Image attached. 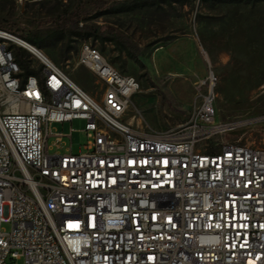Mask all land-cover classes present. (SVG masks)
I'll list each match as a JSON object with an SVG mask.
<instances>
[{"label":"built area","instance_id":"built-area-1","mask_svg":"<svg viewBox=\"0 0 264 264\" xmlns=\"http://www.w3.org/2000/svg\"><path fill=\"white\" fill-rule=\"evenodd\" d=\"M17 38L0 29V264H264V149L216 142L212 70L184 127L144 132L126 121L139 82L96 46L77 65L99 101L46 56L25 75ZM74 121L84 151L59 152L75 131L51 126Z\"/></svg>","mask_w":264,"mask_h":264},{"label":"rangeland","instance_id":"rangeland-1","mask_svg":"<svg viewBox=\"0 0 264 264\" xmlns=\"http://www.w3.org/2000/svg\"><path fill=\"white\" fill-rule=\"evenodd\" d=\"M0 29L27 43L42 41L45 47L29 44L99 101L102 85L77 65L81 46H96L120 73L139 82L126 121L144 132L184 127L202 101L198 82L212 70L216 122L228 127L216 142L264 149V0H0ZM112 31L132 42L133 54L109 41ZM18 48L39 66L27 49L12 46ZM85 124L51 126L65 136L75 131L59 152L70 146L74 155L84 151ZM2 229L10 232V224Z\"/></svg>","mask_w":264,"mask_h":264},{"label":"trees","instance_id":"trees-1","mask_svg":"<svg viewBox=\"0 0 264 264\" xmlns=\"http://www.w3.org/2000/svg\"><path fill=\"white\" fill-rule=\"evenodd\" d=\"M82 32H83L82 30H79V33H82ZM84 34L88 37L93 35V33H90V32H86ZM109 35L111 37L109 41H112L122 51H125L129 54H133V52L135 51L134 45L125 35L121 34L120 32H117V31H112L109 33ZM28 42L33 44V45H36V46L38 45L40 47H45L44 44L42 43V41H40V40H31L30 39V40H28ZM14 53L16 55L18 62L20 63L21 68L24 70L25 75H30V74L37 75L38 74V73L30 70L31 58L25 50L18 48V49L14 50ZM208 153L214 154V153H216V149L209 147Z\"/></svg>","mask_w":264,"mask_h":264},{"label":"bare ground","instance_id":"bare-ground-1","mask_svg":"<svg viewBox=\"0 0 264 264\" xmlns=\"http://www.w3.org/2000/svg\"><path fill=\"white\" fill-rule=\"evenodd\" d=\"M14 42H15V44L19 45L20 47L27 49L29 52H31L35 56H38V57L44 56L45 57V54L43 52H41L39 49L33 47L29 43H27V42H25L19 38L15 39ZM233 126H236V125H233Z\"/></svg>","mask_w":264,"mask_h":264}]
</instances>
